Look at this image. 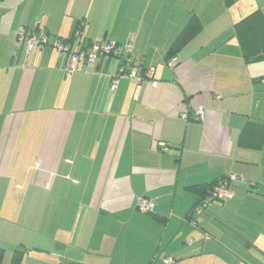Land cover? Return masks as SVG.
<instances>
[{"label": "crops", "instance_id": "0c3cea01", "mask_svg": "<svg viewBox=\"0 0 264 264\" xmlns=\"http://www.w3.org/2000/svg\"><path fill=\"white\" fill-rule=\"evenodd\" d=\"M149 1L0 0L1 264L16 250L21 264H264V144H240L246 121L264 119V61L245 60L234 27L259 2L208 17L188 0H158L152 13ZM193 13L201 31L168 60ZM80 20L89 40H130L116 89L118 56L63 70L53 43ZM25 26L51 43L28 53ZM232 175L233 197L191 211L193 186ZM40 193L37 217L1 201Z\"/></svg>", "mask_w": 264, "mask_h": 264}, {"label": "trees", "instance_id": "16d2710c", "mask_svg": "<svg viewBox=\"0 0 264 264\" xmlns=\"http://www.w3.org/2000/svg\"><path fill=\"white\" fill-rule=\"evenodd\" d=\"M81 24H82L81 20L77 22L76 28L72 35L66 36V37H58L57 39H61L63 41H74L79 38L80 43L82 44L83 47L87 48V47L92 46L93 43H95L96 41L89 40L87 36L84 37L83 25ZM234 27H235V34L239 40L245 60L248 63L264 61V12L263 10L262 9L254 10L253 12H251L244 18L238 20L235 23ZM24 28L26 30H30L31 32H37V31L43 30V28L39 26L34 27V28L25 26ZM201 29H202V22L199 16L196 13H193L190 16V19L187 22V24L183 27L181 32L178 34L177 38L175 39L174 43L172 44L170 50L167 53L166 58L169 60V58L174 53L179 51L183 46H185L188 42H190L201 31ZM47 34L49 33L47 32ZM17 39H18V36H17ZM114 43L116 47L122 49V52H120L119 54H116L115 56H118L121 58L120 65L122 66V68H124V71H125L126 65L133 63L134 59H131L129 61V58L132 57V54H131L132 52L126 55L124 53V49H125L124 46L126 44L123 45L117 41ZM131 70L132 69H130V71ZM240 144L244 147H251V148L262 147V145L264 144V119H253V118L251 119L250 118L246 121V124L244 125L241 131ZM227 178L228 177L223 178V179L218 178L210 182H205V183L198 184L197 186H193V189L195 190L197 196H196V201L191 208V211L195 209L196 205L199 206L201 203H203V200L205 199V197L207 196V194L209 193V191L213 188L215 184ZM2 255H3V249L0 247V264H1ZM21 261H22V251L16 250L12 258L11 264H21Z\"/></svg>", "mask_w": 264, "mask_h": 264}, {"label": "built area", "instance_id": "2783aa9c", "mask_svg": "<svg viewBox=\"0 0 264 264\" xmlns=\"http://www.w3.org/2000/svg\"><path fill=\"white\" fill-rule=\"evenodd\" d=\"M18 42L22 44L25 50L28 53H31L33 50L44 47L50 43L49 36L46 31L41 30L37 32H31L22 28L18 33ZM57 49L60 56L64 59L63 70L67 74H73L79 71H89L96 67L97 62L103 58H111L116 54L122 52V49L116 47L114 41H107L103 43L101 41H96L90 47H83L78 39L74 41H63L61 39H56L53 43ZM124 53L127 55L131 53V44L128 43L124 46ZM132 57L129 58V61ZM169 65L174 66L175 62L170 61ZM122 72L113 75L112 79V88L116 89L118 86L119 78L121 74H124V69ZM130 76L137 79L138 81L142 80L143 76L140 75L138 67H135L130 71ZM146 75L151 76V72L147 71ZM204 109L198 108L196 110V115L198 117H204ZM166 147H162L165 149ZM236 178V175L228 177L227 179L221 180L219 183L215 184L213 188L209 191L203 203L199 205L201 210L205 205L209 204L215 198H229L233 197L234 192L231 188L232 179ZM139 207L143 212H151L152 210V201L142 198L139 201ZM194 223V222H193ZM167 264H176L177 261L174 257L168 256L165 258Z\"/></svg>", "mask_w": 264, "mask_h": 264}, {"label": "rangeland", "instance_id": "374dc122", "mask_svg": "<svg viewBox=\"0 0 264 264\" xmlns=\"http://www.w3.org/2000/svg\"><path fill=\"white\" fill-rule=\"evenodd\" d=\"M245 1H249V0H232L231 6H228L226 4V0H188L187 2L189 4V6H191V8H194L197 12H202V14L204 13L209 17V14H211V11H212V13L216 14V16L219 13H225V15L227 13H231V11L233 13L234 9L237 7H240L243 3H245ZM257 1L259 2L258 9H262L264 12V0H257ZM99 3L103 4L104 0H99ZM157 3H158V0H153L152 4H150V1H149V10L151 13L158 9ZM112 6L114 7L115 5H112ZM86 7H90V4L88 3L86 5ZM142 7H143V5H142ZM238 16L240 17V15H238ZM95 40H99V39H95ZM106 42L107 41H105L104 43H106ZM128 42H126L124 44H127ZM121 44H123V43H121ZM1 201H6L9 203H17L16 206H18L19 203H26V205L27 204L33 205L36 217L40 214L42 207H43L42 193H40L39 195H36L34 197H29L27 200L21 196H6V197L3 196V197H1ZM9 203H7V204H9ZM13 215H15V214L14 213H11L10 215L8 214L3 219H6V218H13L14 219L15 217ZM221 258H222V261H220L221 264H239L237 261H235L234 259H231V257H229L227 255L221 256ZM209 259L216 260V257L211 255L209 257Z\"/></svg>", "mask_w": 264, "mask_h": 264}]
</instances>
